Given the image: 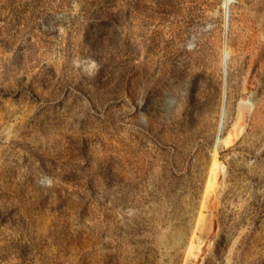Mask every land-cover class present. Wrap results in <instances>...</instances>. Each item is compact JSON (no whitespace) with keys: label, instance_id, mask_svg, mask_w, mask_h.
Segmentation results:
<instances>
[{"label":"rangeland","instance_id":"obj_1","mask_svg":"<svg viewBox=\"0 0 264 264\" xmlns=\"http://www.w3.org/2000/svg\"><path fill=\"white\" fill-rule=\"evenodd\" d=\"M0 264H264V0H0Z\"/></svg>","mask_w":264,"mask_h":264},{"label":"water","instance_id":"obj_2","mask_svg":"<svg viewBox=\"0 0 264 264\" xmlns=\"http://www.w3.org/2000/svg\"><path fill=\"white\" fill-rule=\"evenodd\" d=\"M228 3V2H227Z\"/></svg>","mask_w":264,"mask_h":264}]
</instances>
